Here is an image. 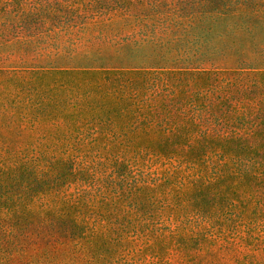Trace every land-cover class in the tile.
Wrapping results in <instances>:
<instances>
[{
	"label": "trees",
	"instance_id": "trees-1",
	"mask_svg": "<svg viewBox=\"0 0 264 264\" xmlns=\"http://www.w3.org/2000/svg\"><path fill=\"white\" fill-rule=\"evenodd\" d=\"M264 0H0V264H264Z\"/></svg>",
	"mask_w": 264,
	"mask_h": 264
},
{
	"label": "rangeland",
	"instance_id": "rangeland-1",
	"mask_svg": "<svg viewBox=\"0 0 264 264\" xmlns=\"http://www.w3.org/2000/svg\"><path fill=\"white\" fill-rule=\"evenodd\" d=\"M204 80L217 82L221 85L229 84L221 93L233 90L236 100L244 103L259 102L264 105V69H220L211 70L204 74Z\"/></svg>",
	"mask_w": 264,
	"mask_h": 264
}]
</instances>
